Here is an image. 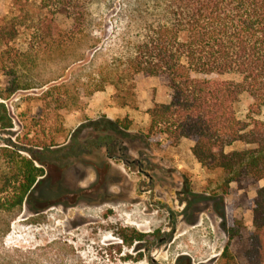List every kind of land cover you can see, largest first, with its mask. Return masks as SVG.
<instances>
[{
    "label": "rangeland",
    "instance_id": "374dc122",
    "mask_svg": "<svg viewBox=\"0 0 264 264\" xmlns=\"http://www.w3.org/2000/svg\"><path fill=\"white\" fill-rule=\"evenodd\" d=\"M23 2L12 52L28 51L18 81L34 87L7 97L8 78L0 71V102L13 121L10 129L0 126V189H9L1 195L11 200L21 157L44 167L45 175L21 208L0 212V264H218L233 220L253 229L250 202L264 180L241 189L222 171L203 168L192 141L173 143L150 132L147 111L172 95L159 77L138 75L136 101L124 115L111 114L115 89L93 91V77L124 35L135 33L128 23L140 24L120 17L122 0L97 5L99 25L65 56L39 30L42 0ZM11 7V0H0V25ZM53 18L55 30L71 24ZM88 35L99 37L96 48ZM226 78L242 80L236 73ZM53 85H60L55 98L43 100ZM253 102L247 91L240 94L239 118H249ZM134 230L144 239L127 241Z\"/></svg>",
    "mask_w": 264,
    "mask_h": 264
},
{
    "label": "trees",
    "instance_id": "16d2710c",
    "mask_svg": "<svg viewBox=\"0 0 264 264\" xmlns=\"http://www.w3.org/2000/svg\"><path fill=\"white\" fill-rule=\"evenodd\" d=\"M23 1L28 0H11V14L1 19L0 71L8 78L7 97L19 89L34 87H23L18 81L25 62L30 61L28 51L12 52L20 33V18L25 16ZM115 2L42 0L39 30L65 56L72 47L75 49L76 41L82 42L84 32L93 33L99 25L94 8ZM119 12L126 20L138 18L140 24L128 23L135 27L129 32L135 33L124 35L119 50L95 72L93 91L110 84L115 89L116 104L131 108L136 101V77H159L172 95L167 103H155L147 111L150 132L164 135L173 143L192 141V153L203 168L222 171L241 189L264 180V118H260L264 110V0H122ZM58 15L69 19L70 26L55 30L53 17ZM89 37L91 48H96L99 37ZM229 73L239 74L242 80H228ZM59 87L53 85L46 90L43 100L50 94L55 98L52 93ZM244 91L254 100L248 119L239 118L235 107ZM0 126L13 127L3 102ZM124 128H130L128 119ZM232 146L235 148L228 150ZM21 160L11 200L9 195H1L9 189H0V212L21 208L38 178L45 175L44 167L34 160ZM250 208L253 229L234 219L218 264H264V185L257 190ZM144 237L137 230L125 236L130 242Z\"/></svg>",
    "mask_w": 264,
    "mask_h": 264
},
{
    "label": "crops",
    "instance_id": "0c3cea01",
    "mask_svg": "<svg viewBox=\"0 0 264 264\" xmlns=\"http://www.w3.org/2000/svg\"><path fill=\"white\" fill-rule=\"evenodd\" d=\"M171 98V97H170ZM170 100V99H169ZM168 100V101H169ZM168 101H165V102H162V103H167ZM127 108H129V107H120V106H118L117 104H116V106L115 105H112V104H110L109 105V107H108V110H111L110 112H111V114H117L116 116H119L120 114H122V115H124L125 114V109H127ZM119 114V115H118Z\"/></svg>",
    "mask_w": 264,
    "mask_h": 264
}]
</instances>
